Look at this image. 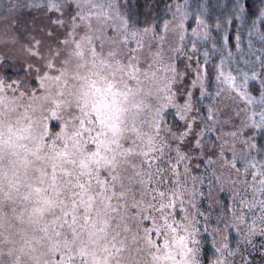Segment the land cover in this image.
Listing matches in <instances>:
<instances>
[{"label":"snow or ice","instance_id":"snow-or-ice-1","mask_svg":"<svg viewBox=\"0 0 264 264\" xmlns=\"http://www.w3.org/2000/svg\"><path fill=\"white\" fill-rule=\"evenodd\" d=\"M0 264H264V0H0Z\"/></svg>","mask_w":264,"mask_h":264}]
</instances>
